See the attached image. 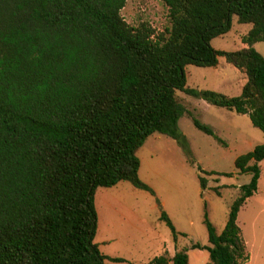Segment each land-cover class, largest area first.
<instances>
[{"label":"trees","instance_id":"trees-1","mask_svg":"<svg viewBox=\"0 0 264 264\" xmlns=\"http://www.w3.org/2000/svg\"><path fill=\"white\" fill-rule=\"evenodd\" d=\"M168 26L128 25L126 0H0V264H106L94 243V194L121 181L153 194L138 177L137 150L153 133L188 153L178 127L185 114L217 139L175 99V92L248 115L264 135V0H161ZM232 17L251 28L245 47L214 50ZM223 57L245 76L237 97L185 87L184 67H215ZM264 141L237 157L249 174L217 234L207 217V264H245L249 256L236 224L257 190ZM202 190L205 180L200 178ZM176 240L177 233L164 212ZM148 264H188L186 250Z\"/></svg>","mask_w":264,"mask_h":264},{"label":"rangeland","instance_id":"rangeland-1","mask_svg":"<svg viewBox=\"0 0 264 264\" xmlns=\"http://www.w3.org/2000/svg\"><path fill=\"white\" fill-rule=\"evenodd\" d=\"M120 14L133 27L146 22L161 32L168 26V11L161 0H126ZM250 28L232 17L229 32L212 39L210 45L217 51L239 50L245 47L241 40ZM252 47L264 58V41ZM184 74L185 87L194 93L213 91L226 97L239 96L246 81L244 74L223 57H218L215 67L187 65ZM175 99L217 139L196 129L185 114L178 120V127L188 144V153L175 140L158 133L150 135L136 152L138 177L153 194L126 181L96 189L93 241L101 254L123 260L106 264H148L174 248L188 250L194 243L208 245L205 216L219 234L239 187L249 182L250 175L238 173L234 161L262 143L264 135L251 124L248 115L209 105L199 95L176 91ZM259 169L255 196L244 209L240 224L244 239L254 245L257 256L264 257V160ZM201 177L206 182L204 190L200 187ZM161 212L172 223L176 240L160 219ZM190 259L205 261L208 255L203 251L200 256L194 250Z\"/></svg>","mask_w":264,"mask_h":264},{"label":"crops","instance_id":"crops-1","mask_svg":"<svg viewBox=\"0 0 264 264\" xmlns=\"http://www.w3.org/2000/svg\"><path fill=\"white\" fill-rule=\"evenodd\" d=\"M255 193L256 192H254L251 197H249V198H247L245 200L244 204L239 209V211L237 213V217H236V224H237V226L239 227V229L241 231V236H242L243 241L245 243V251H246V253L249 256V259H248L247 263H245V264H264V257L257 256V250L254 249V245H252L246 239H244L243 224H240V217H241L244 209H246L247 205L253 200V198L255 196ZM180 250H182V249H176V248H174V251L172 253L167 251V257L168 258H171L174 255L175 252L180 251ZM194 250L197 251L198 255L202 256V253H203L202 250H197V249H194ZM194 250L193 249L186 250V254H187V258H188V264H207L208 260L199 261V259H196V260L193 259V261H191V259H190V253L192 251H194ZM207 255H208V253H207Z\"/></svg>","mask_w":264,"mask_h":264}]
</instances>
